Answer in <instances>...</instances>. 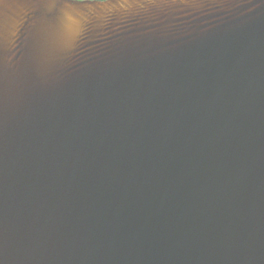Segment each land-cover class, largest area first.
<instances>
[{"label": "water", "instance_id": "95a60500", "mask_svg": "<svg viewBox=\"0 0 264 264\" xmlns=\"http://www.w3.org/2000/svg\"><path fill=\"white\" fill-rule=\"evenodd\" d=\"M0 264H264V0H0Z\"/></svg>", "mask_w": 264, "mask_h": 264}]
</instances>
